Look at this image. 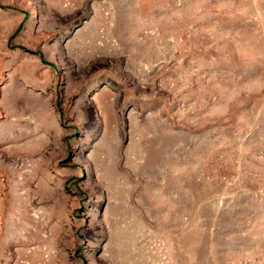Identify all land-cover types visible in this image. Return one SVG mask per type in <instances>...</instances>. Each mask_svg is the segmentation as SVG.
Listing matches in <instances>:
<instances>
[{
	"label": "rangeland",
	"instance_id": "obj_1",
	"mask_svg": "<svg viewBox=\"0 0 264 264\" xmlns=\"http://www.w3.org/2000/svg\"><path fill=\"white\" fill-rule=\"evenodd\" d=\"M0 264H264V0H0Z\"/></svg>",
	"mask_w": 264,
	"mask_h": 264
}]
</instances>
